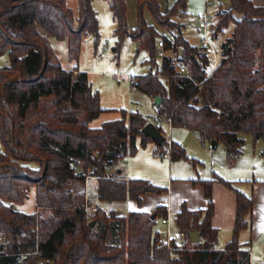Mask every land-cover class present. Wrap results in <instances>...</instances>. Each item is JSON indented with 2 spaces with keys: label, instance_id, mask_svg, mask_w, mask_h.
I'll return each instance as SVG.
<instances>
[{
  "label": "trees",
  "instance_id": "16d2710c",
  "mask_svg": "<svg viewBox=\"0 0 264 264\" xmlns=\"http://www.w3.org/2000/svg\"><path fill=\"white\" fill-rule=\"evenodd\" d=\"M109 1L116 44L132 37L138 42L136 55L146 52V63L156 67L131 82L151 98L161 99L159 116L170 118L173 128L195 131L203 142L223 143L228 166L242 152V135H251L255 142L264 140V6L226 0L229 9L218 10L217 25L234 27L220 48L217 68L207 76L194 60L197 48L184 39L182 25L173 20L184 14L187 0H177L164 12L157 0H137L141 11L147 6L157 24L172 32L174 45L142 19L135 31H129L126 0ZM215 1L220 6L225 0ZM79 4L76 21L66 0H0V56L9 55V65L0 67V239L4 240L0 264H252L249 251L238 242L239 232L250 222L252 198L235 191L233 236L218 250L217 231L210 224L213 181H200L208 200L206 210L183 207L176 215V225L187 236L200 235L190 249L158 245L155 220L167 216L161 207L154 219L143 212L117 216L113 208L106 213L104 205L140 203L144 194L164 189L147 181L107 176L108 167L134 153L138 136L142 144L150 138L142 133L145 118L137 113L90 126L104 112L99 94L86 73L62 69L47 37L66 40L69 59L77 64L83 34L91 33L95 43L99 40L91 0ZM159 39L166 56L158 64ZM178 48L183 53L175 60ZM179 64L189 66L193 81L177 75ZM158 149L162 154L164 145ZM261 154L264 158V149ZM183 158L187 159L184 150L172 141L170 159ZM88 176L96 177L97 184L96 199L86 211L82 191ZM75 183L80 194L71 188ZM32 188L36 210H16L29 200Z\"/></svg>",
  "mask_w": 264,
  "mask_h": 264
},
{
  "label": "crops",
  "instance_id": "0c3cea01",
  "mask_svg": "<svg viewBox=\"0 0 264 264\" xmlns=\"http://www.w3.org/2000/svg\"><path fill=\"white\" fill-rule=\"evenodd\" d=\"M251 1L254 6H264V0ZM214 5L219 6L218 3H214ZM185 15H187L186 12H184L182 16L180 15L178 19L183 18ZM197 17L198 16L195 17L194 21L195 26H197ZM174 19L176 20V17H174L173 20ZM178 23L182 25L183 29V24L180 22ZM198 45L192 46L196 47L198 50ZM147 59L142 62V65H148L146 63ZM8 65L9 64H6L4 66ZM148 66L150 69L148 70L149 72L153 67L151 65ZM76 69L77 72L86 73L84 70H79L78 68ZM151 99L154 101L155 98ZM154 105L157 112L155 116H159L157 109L158 105H156L155 102ZM102 109L104 111L107 110L105 108ZM145 120L147 122L149 119ZM174 130H186L192 132V134L197 136L201 142L196 143L198 148L195 149V146L193 145L195 143H179L181 140L177 139L178 133L175 135L178 141L173 142L176 146L184 150L187 159L183 158L173 161L171 159L163 158L162 155L158 153V148L160 145L151 139L142 144V137L138 136L136 140L139 138L140 143H136L135 140L134 153H128L117 164L108 167L106 170L108 177L115 175L114 177L121 181H147L155 187L164 189V191L161 193L148 192L141 196L140 203L136 202L135 200H128L122 205H104L103 208L105 209L106 213H108V211L113 208L115 209L117 216H123L129 212H143L152 215L158 207H161L166 210L167 216L171 220L173 231L176 233L177 225L175 218L176 215L181 212L183 207L190 211L207 209L208 200L205 197L204 187L201 185L200 181L210 180L213 181V215L211 217L210 224L217 231L216 249L223 250L232 239L237 208L235 191H239L252 198L253 208L249 225L245 229L241 230L238 234V242L241 244L243 249L249 251L250 262L252 264H264V175L257 176L255 171L256 166L259 168V166L264 165V158L261 154L264 146L258 153V159H253L256 157L252 156L251 159L246 161L245 158L242 157V151L234 164L232 166H228L226 161L225 147L224 156H216L215 154H212L210 150H214L219 143L212 147L210 144L211 142H203L199 138L198 134L193 130L185 128H174ZM207 145L209 146V149L206 147ZM189 147L192 148L191 152L188 150ZM252 170L255 171V173L253 176H248L249 172ZM262 170H260V172H262ZM225 182L230 183L232 188L228 187ZM86 183H89L88 185H90V187L88 186V189L91 192H94L97 179L92 178L91 180L86 181ZM23 207L24 206H20L19 211L24 212L25 209ZM33 211L34 208L27 212ZM159 218L161 220V217ZM162 226L163 228L160 230V232L158 231L160 235H162L166 230V227L164 225ZM39 264H45V262H40Z\"/></svg>",
  "mask_w": 264,
  "mask_h": 264
},
{
  "label": "rangeland",
  "instance_id": "374dc122",
  "mask_svg": "<svg viewBox=\"0 0 264 264\" xmlns=\"http://www.w3.org/2000/svg\"><path fill=\"white\" fill-rule=\"evenodd\" d=\"M176 1L177 0H157V3L159 4L161 11L164 12ZM109 3V0H91V7L97 15L99 40L95 43V39L91 33L86 32L83 34L80 56L77 64L69 59L68 43L66 40H57L56 38L47 35L62 69L66 71H71L76 68L84 70L88 75V80L92 89L99 94L101 107L107 109L97 119L90 123V126L94 128L101 126L104 122L120 119L124 113L126 118H128L130 114L137 113L145 119H150L157 114L153 99L144 94L140 89L133 90L131 82L132 76L144 75L150 70L148 65H142V62L147 59V53L140 52L136 55L138 42L130 36L123 38L119 46L116 44L117 38L114 34L116 20L112 14ZM214 3L217 4L218 2L214 0H209L208 3L206 0H187V8L185 11L187 15L180 19H178L180 16H177L176 20L174 19L177 23L180 22L183 24L184 27L182 30L184 32V38L189 44L197 46L202 37V33L199 32L197 26L194 25L196 16L206 12L213 19V22L216 23L218 21L216 16L218 10H228L230 6V3L226 0L221 1L220 6L214 5ZM66 5L73 11L74 17L77 21L80 16L79 0H66ZM126 5L127 10L125 18L127 29L129 31H135L139 27L142 19L146 25L153 26L156 30L160 33H164L166 36L172 33L168 29L157 24L147 6L141 11L137 0H126ZM235 18L238 19L239 15H235ZM75 24L77 25V23ZM233 27V23H230L226 27V38L231 35ZM159 62L160 60L158 59L157 63L159 64ZM6 64H9L8 52L0 56V66ZM152 67L151 71L155 72V65ZM161 80L167 86L166 80L162 78ZM175 135H177L178 140H181L179 143H195L193 144L195 149L198 148L196 143H201L197 136L186 130H174L173 128V130H171L172 141H178ZM242 138L244 139L242 157H244L246 161L251 159L252 156L256 157L253 159H258V153L264 146V140H258L255 142L249 134L242 135ZM136 143H140L139 138L136 140ZM206 147L208 148L209 146L207 145ZM188 150L191 152L192 148L189 147ZM210 151L216 156H224L225 154L224 145L221 142H219L214 150ZM31 166L33 168L37 167L35 164H32ZM260 170H262L263 173L260 172ZM255 171L257 176H263L264 165L259 166V168L256 166ZM255 171H250L248 176H253ZM92 178L97 179L96 177L88 176L86 181L91 180ZM88 184L89 183L86 182L84 183L82 191L84 194L83 199L86 195L88 186L90 187ZM71 188L73 190L75 189V192L80 194V187L77 183L72 184ZM88 191L91 192L89 189ZM32 192L34 194V188H32ZM23 208L26 210H24V212L32 210V195L29 196V200L25 202ZM16 210H20V206H17ZM160 223V218L157 217L154 225L155 231L157 230L160 232L163 228Z\"/></svg>",
  "mask_w": 264,
  "mask_h": 264
},
{
  "label": "built area",
  "instance_id": "2783aa9c",
  "mask_svg": "<svg viewBox=\"0 0 264 264\" xmlns=\"http://www.w3.org/2000/svg\"><path fill=\"white\" fill-rule=\"evenodd\" d=\"M209 0H206L208 3ZM196 25L199 31L202 33L201 40L198 45V56H193L195 62L198 66L205 71L207 76H210L219 64L220 59V48L225 42V27L221 26L218 28L217 23L213 22V19L209 16L208 13L204 12L196 18ZM168 40L171 45L175 44V37L173 35H168ZM164 41L159 39L157 42L158 53L157 56L159 60H163L166 56V52L164 51ZM219 52V58H218ZM173 59L177 60L181 57L183 50L181 48L176 49L173 52ZM204 58L207 60L208 64L204 63ZM176 73L182 79H187L189 81H193L190 73L189 66L185 64H179L176 66ZM134 77V76H132ZM131 77V78H132ZM197 85V84H195ZM133 90H136L133 87ZM147 124H151L155 129H157L161 136L164 139V150L162 152V157L170 159V153L172 149V140H171V130H173V125L171 123L170 118L154 116L147 121ZM32 195L34 202L33 208L36 210L35 204V196L32 192V189L28 192V195ZM29 195V196H30ZM96 199V195L94 192H89L88 189L86 191V195L84 197L85 210H89V203ZM161 224L166 227L165 232L160 235L158 239V245L166 246L169 250H183L190 249V243L192 244L189 236H187L178 226L177 232L174 233L173 227L171 225V220L168 216L161 218ZM0 242L4 243V240L0 239ZM21 262V259L19 260Z\"/></svg>",
  "mask_w": 264,
  "mask_h": 264
},
{
  "label": "water",
  "instance_id": "95a60500",
  "mask_svg": "<svg viewBox=\"0 0 264 264\" xmlns=\"http://www.w3.org/2000/svg\"><path fill=\"white\" fill-rule=\"evenodd\" d=\"M161 99L159 97H155L154 102L156 105L160 104ZM142 133L146 136L149 137L151 140L155 141L158 145L162 146L164 144V139L161 136L160 132L155 129L151 124H146V126L142 129ZM211 146L214 147L217 142L216 141H211ZM155 218V214L151 215V219ZM91 226L94 225V223L90 224ZM189 238L192 243L196 244L200 241V235L197 232H192L189 233Z\"/></svg>",
  "mask_w": 264,
  "mask_h": 264
}]
</instances>
